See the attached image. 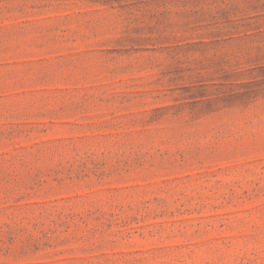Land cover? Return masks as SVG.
Segmentation results:
<instances>
[{"label":"rangeland","instance_id":"374dc122","mask_svg":"<svg viewBox=\"0 0 264 264\" xmlns=\"http://www.w3.org/2000/svg\"><path fill=\"white\" fill-rule=\"evenodd\" d=\"M0 264H264V0H0Z\"/></svg>","mask_w":264,"mask_h":264}]
</instances>
